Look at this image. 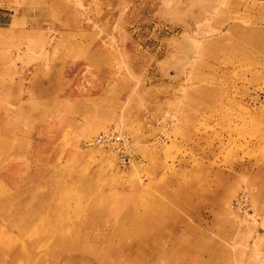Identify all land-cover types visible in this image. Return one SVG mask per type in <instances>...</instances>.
<instances>
[{
	"label": "rangeland",
	"instance_id": "obj_1",
	"mask_svg": "<svg viewBox=\"0 0 264 264\" xmlns=\"http://www.w3.org/2000/svg\"><path fill=\"white\" fill-rule=\"evenodd\" d=\"M0 264H264V0H0Z\"/></svg>",
	"mask_w": 264,
	"mask_h": 264
},
{
	"label": "built area",
	"instance_id": "obj_2",
	"mask_svg": "<svg viewBox=\"0 0 264 264\" xmlns=\"http://www.w3.org/2000/svg\"><path fill=\"white\" fill-rule=\"evenodd\" d=\"M89 145L111 149L118 155L120 161L131 160L132 143L125 133L107 131L96 136L93 141L89 142Z\"/></svg>",
	"mask_w": 264,
	"mask_h": 264
},
{
	"label": "crops",
	"instance_id": "obj_3",
	"mask_svg": "<svg viewBox=\"0 0 264 264\" xmlns=\"http://www.w3.org/2000/svg\"><path fill=\"white\" fill-rule=\"evenodd\" d=\"M55 97V96H54ZM54 97H48V96H41V101L42 102H52L54 100ZM56 98V97H55Z\"/></svg>",
	"mask_w": 264,
	"mask_h": 264
}]
</instances>
